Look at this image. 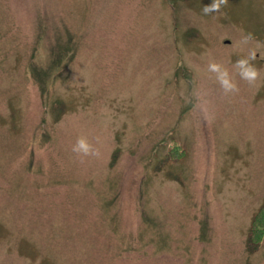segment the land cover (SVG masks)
I'll return each instance as SVG.
<instances>
[{
	"label": "rangeland",
	"instance_id": "1",
	"mask_svg": "<svg viewBox=\"0 0 264 264\" xmlns=\"http://www.w3.org/2000/svg\"><path fill=\"white\" fill-rule=\"evenodd\" d=\"M211 3L0 0V264H264V0Z\"/></svg>",
	"mask_w": 264,
	"mask_h": 264
},
{
	"label": "clouds",
	"instance_id": "2",
	"mask_svg": "<svg viewBox=\"0 0 264 264\" xmlns=\"http://www.w3.org/2000/svg\"><path fill=\"white\" fill-rule=\"evenodd\" d=\"M228 4V0H212L210 5L202 7L203 15H214L221 13V9ZM252 39L251 34L242 38V43L247 44ZM257 53L255 50H250L246 57L240 58L233 64V69L236 75L249 85H255L260 78V70L252 63L256 59ZM208 72L214 74L215 81L225 96L235 95L239 93V86L234 81L229 70L217 62H210L207 66ZM201 112L205 121L212 119V113L207 107H202ZM72 151L79 156L95 157L99 156V150L96 149L85 137H79L72 147Z\"/></svg>",
	"mask_w": 264,
	"mask_h": 264
},
{
	"label": "trees",
	"instance_id": "3",
	"mask_svg": "<svg viewBox=\"0 0 264 264\" xmlns=\"http://www.w3.org/2000/svg\"><path fill=\"white\" fill-rule=\"evenodd\" d=\"M69 52H65L66 59H70V50L67 49ZM56 60L54 61L55 64H59L61 62V57L56 56ZM58 108H62V105L57 103ZM179 153V150L174 152L172 151V154ZM264 238V205H262L256 214L253 216V219L251 221V225L249 228L248 238H247V248L249 250L254 251L257 246L260 244L261 240Z\"/></svg>",
	"mask_w": 264,
	"mask_h": 264
}]
</instances>
